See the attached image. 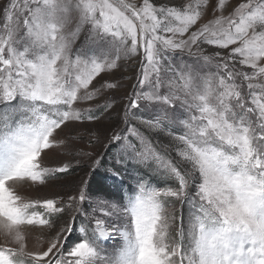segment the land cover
<instances>
[{
  "label": "snow or ice",
  "instance_id": "1",
  "mask_svg": "<svg viewBox=\"0 0 264 264\" xmlns=\"http://www.w3.org/2000/svg\"><path fill=\"white\" fill-rule=\"evenodd\" d=\"M132 58L111 186L27 195ZM0 264H264V0H0Z\"/></svg>",
  "mask_w": 264,
  "mask_h": 264
},
{
  "label": "rangeland",
  "instance_id": "2",
  "mask_svg": "<svg viewBox=\"0 0 264 264\" xmlns=\"http://www.w3.org/2000/svg\"><path fill=\"white\" fill-rule=\"evenodd\" d=\"M72 28L75 27L73 24ZM84 36L81 34L79 40L76 41L75 45H73V51L80 46L83 42ZM138 66L136 62V58H132L129 60H122L120 62V67L116 69L114 72L106 75L105 79L110 81H120L123 87L119 90H110L105 96L101 97L99 101L94 103L103 104L106 98H111L115 101L113 104V108L110 110L108 114H106V118L102 121L93 122L92 124L85 125H70L67 129H65V133L63 135L71 136L73 141L75 142V147L78 149H83L85 152H92V158L87 157H77V159L81 160L79 165H76L73 162V166L69 169L67 173H72V175L58 178L54 180L51 184L46 186H38L33 189L28 190L27 195L32 198H43L47 196H51L54 193H59L61 195L66 194H74L77 187L79 186L81 179L86 176L88 172V166L91 163V159H95L97 156L102 157L101 164L103 165L101 168L97 170V173L93 174V180L95 182V187H110L112 181L106 179L109 175L108 169L112 164L113 156L116 154V148L108 144V136L111 134L112 128L122 129L125 127L122 114H123V102L119 99L124 96L127 92L132 90V85L136 82L135 76L138 72ZM131 77V79H128ZM100 80L96 83L99 84ZM142 115H149L148 113H142ZM91 141V144L89 143ZM72 160L71 156L65 155L61 150H53L48 157V162L52 165H58L61 162H67ZM65 174V173H63ZM62 175V174H58ZM126 175H128L126 173ZM131 175H138L135 172H132ZM60 177V176H59ZM104 181V185H102L101 181ZM135 185V180L128 179L124 186L127 193L128 186ZM115 241L109 240L106 242V246L111 248L115 245ZM30 246H34L36 244L35 234L32 236L30 242Z\"/></svg>",
  "mask_w": 264,
  "mask_h": 264
},
{
  "label": "trees",
  "instance_id": "3",
  "mask_svg": "<svg viewBox=\"0 0 264 264\" xmlns=\"http://www.w3.org/2000/svg\"><path fill=\"white\" fill-rule=\"evenodd\" d=\"M72 174H73V172L72 173H65V174L59 175L60 176L59 178H63V177H66V176H69ZM101 182H102V185H104V181L102 180Z\"/></svg>",
  "mask_w": 264,
  "mask_h": 264
}]
</instances>
